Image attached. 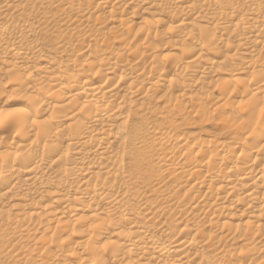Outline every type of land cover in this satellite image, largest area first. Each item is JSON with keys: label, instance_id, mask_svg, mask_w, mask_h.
Instances as JSON below:
<instances>
[{"label": "bare ground", "instance_id": "1", "mask_svg": "<svg viewBox=\"0 0 264 264\" xmlns=\"http://www.w3.org/2000/svg\"><path fill=\"white\" fill-rule=\"evenodd\" d=\"M0 264H264V0H0Z\"/></svg>", "mask_w": 264, "mask_h": 264}, {"label": "rangeland", "instance_id": "2", "mask_svg": "<svg viewBox=\"0 0 264 264\" xmlns=\"http://www.w3.org/2000/svg\"><path fill=\"white\" fill-rule=\"evenodd\" d=\"M232 102L235 103L236 101L234 100ZM194 122H197V120ZM187 128H188L187 132L192 134L191 136L193 138L194 137L200 138L202 140L208 139L210 137H217L220 134H222V131L219 128H214V127H211L210 125H200L199 123H194V125H191V127L187 126Z\"/></svg>", "mask_w": 264, "mask_h": 264}]
</instances>
